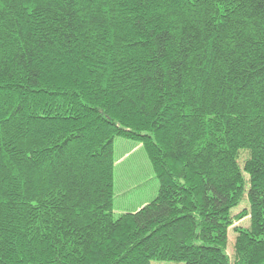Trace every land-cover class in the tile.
Masks as SVG:
<instances>
[{
    "label": "trees",
    "instance_id": "1",
    "mask_svg": "<svg viewBox=\"0 0 264 264\" xmlns=\"http://www.w3.org/2000/svg\"><path fill=\"white\" fill-rule=\"evenodd\" d=\"M152 261L264 264V0H0V264Z\"/></svg>",
    "mask_w": 264,
    "mask_h": 264
},
{
    "label": "rangeland",
    "instance_id": "2",
    "mask_svg": "<svg viewBox=\"0 0 264 264\" xmlns=\"http://www.w3.org/2000/svg\"><path fill=\"white\" fill-rule=\"evenodd\" d=\"M135 144L121 138L114 141L115 159H119L125 150L129 151ZM140 146V145H139ZM246 158L245 153H241L239 157L240 165ZM127 174H137L138 180L135 186L127 187ZM114 190L115 200L113 207V214L118 218L124 213H130L138 209L142 203H150L156 196L159 182L155 178L151 164L143 148L139 147L130 152L123 160L116 164L114 170ZM146 204V205H147ZM248 208V201L246 196L242 199L240 205L233 211L234 216L239 214L244 209ZM249 226V219L245 218L236 223L228 233V247L227 254L229 258L233 259L234 241L236 234L233 231L234 227L247 228ZM151 264H183L175 262H160L152 261Z\"/></svg>",
    "mask_w": 264,
    "mask_h": 264
},
{
    "label": "crops",
    "instance_id": "3",
    "mask_svg": "<svg viewBox=\"0 0 264 264\" xmlns=\"http://www.w3.org/2000/svg\"><path fill=\"white\" fill-rule=\"evenodd\" d=\"M141 146L139 145H134L131 149H129V151L125 150L123 152V154L121 155V157L119 159L116 160V164L119 163L121 160H123L126 156H128L130 154V152H132L133 150H136L137 148H139ZM127 178H128V183H127V187H133L136 185L137 180H138V175L137 174H127ZM147 203H142L140 205V207H138V209H140L141 207L145 206ZM138 209H136L135 211H137Z\"/></svg>",
    "mask_w": 264,
    "mask_h": 264
}]
</instances>
